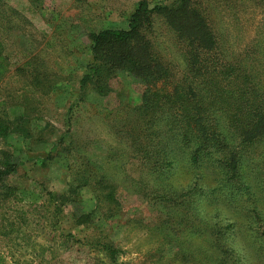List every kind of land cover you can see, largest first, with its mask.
<instances>
[{
	"label": "trees",
	"instance_id": "obj_1",
	"mask_svg": "<svg viewBox=\"0 0 264 264\" xmlns=\"http://www.w3.org/2000/svg\"><path fill=\"white\" fill-rule=\"evenodd\" d=\"M245 1L168 0L152 6L142 0L126 29L89 33L91 60L77 103L90 92L109 97L122 74L142 83L144 93L140 105L116 115L117 138L126 139V146L105 150L102 170L89 153L63 149L78 159L79 187L103 194L91 213L78 217V225L93 224L97 211L104 219L118 215L119 192L128 190L164 218L185 216L186 230L197 229L201 237L207 232L211 264H264V0H250L263 12L249 42L238 35ZM41 3L29 0V7L35 12ZM5 52L0 38V77L10 72L1 65ZM26 116L0 120V140L19 135L32 141ZM64 134L45 149L47 160ZM21 153L1 151L0 183L16 173ZM129 164L136 166L135 175L128 173ZM46 194L59 199L57 212L64 206L60 200L70 203L65 194ZM102 246L115 256L113 246Z\"/></svg>",
	"mask_w": 264,
	"mask_h": 264
},
{
	"label": "rangeland",
	"instance_id": "obj_2",
	"mask_svg": "<svg viewBox=\"0 0 264 264\" xmlns=\"http://www.w3.org/2000/svg\"><path fill=\"white\" fill-rule=\"evenodd\" d=\"M140 1L41 0L34 12L29 0H1L0 38L6 47L1 65L10 72L0 77V120L26 114L35 138L12 135L0 140V153L23 152L16 173L0 183V264H211L207 232L201 237L197 229L186 230L185 216L164 218L128 190L119 192L123 208L115 217L104 219L97 211L93 224H77L103 194L79 187L80 178L74 174L78 159L63 149L89 153L93 165L102 170L104 151L126 146V139L117 138L116 115L140 105L144 93L142 83L122 74L112 82L109 97L90 92L83 103H77L79 81L91 60L88 35L126 29ZM147 1L152 6L168 2ZM239 9L243 27L238 35L249 42L263 11L250 0ZM16 61L18 67L12 65ZM63 134L62 144L47 160L45 149H52ZM127 169L135 175L134 164ZM47 191L65 194L70 203L60 200L64 206L57 212L59 199L51 201ZM110 205L109 201L106 211ZM201 217L209 220L207 215ZM100 245L113 246L115 256ZM198 253L201 263L195 260Z\"/></svg>",
	"mask_w": 264,
	"mask_h": 264
}]
</instances>
